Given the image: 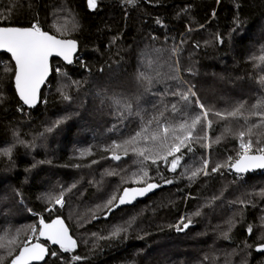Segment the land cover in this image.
<instances>
[{"label": "trees", "instance_id": "obj_1", "mask_svg": "<svg viewBox=\"0 0 264 264\" xmlns=\"http://www.w3.org/2000/svg\"><path fill=\"white\" fill-rule=\"evenodd\" d=\"M62 4L77 20L76 30L58 32L54 26L52 13ZM158 19L163 23L158 24ZM37 20L44 31L77 39L80 48L70 65L52 60L53 74L36 108L23 105L14 87V61L9 54H0V91L4 94L0 150L3 145L13 147L10 157L0 155V243H7L17 229L24 239L41 216L47 221L62 216L77 247L71 253L52 247L50 253L55 251L57 256L49 255L43 264H264V253L256 250L264 243V171L236 174L221 169L194 180L184 175L185 169L190 173L200 167L204 158L210 161L209 171L229 156L234 161L239 140L225 133V128L243 130L242 119L218 121L210 116L214 121L208 133L211 147H202L203 141L191 143L192 151L182 148L181 166L175 172L162 159L156 164L151 159L141 163L143 158L131 148L127 156L118 151L123 155L119 162L103 150L140 127L138 117L119 119L112 97H139L133 110L146 114V119L157 114V108L163 111L165 105L170 108L177 101V97L161 94L171 92L181 81L194 85L200 101L215 110H231L243 102L250 111L252 105L264 102V85L259 83L264 63L251 59L264 55V0H136L134 5L125 0H97L95 9H89L87 0H0V25L29 27ZM177 46L179 52L173 55L171 50ZM177 60L178 71L172 67ZM142 71L153 77L147 91L137 81ZM170 75L179 79H168ZM62 92L71 99L64 100ZM179 106L183 109L182 103ZM198 111L195 104L187 109L189 123ZM165 118L177 125L185 117L180 113L173 116L169 110ZM57 120L63 123L54 127ZM257 122L258 117L249 120L250 124ZM49 127L51 132L46 131ZM254 132L264 133V127ZM222 133L221 141L213 142ZM89 148L91 155H80ZM92 160L98 163L91 164ZM77 164L81 166L74 167ZM102 170H114L118 175H106L105 188L100 191L94 179L101 177ZM74 183L76 188L66 193L63 207L42 198L49 192L58 195ZM147 183L160 186L146 199L108 217L96 209L111 196L110 189L119 195L123 188ZM17 190L23 202L16 196ZM6 191L11 194L9 201H5ZM213 197L218 199L213 201ZM223 199L230 204L220 206ZM241 200L243 205L238 203ZM52 207L54 211L45 210ZM198 209L201 214L193 215ZM93 211L97 219L91 218ZM182 217L192 219L184 232L176 230ZM76 218H80L81 228L76 226ZM132 218L128 227L126 222ZM114 226L128 227V231L119 239L97 238L108 236ZM223 232H228V239ZM75 255L82 259L72 261ZM0 256L9 264L6 249H0Z\"/></svg>", "mask_w": 264, "mask_h": 264}, {"label": "snow or ice", "instance_id": "obj_2", "mask_svg": "<svg viewBox=\"0 0 264 264\" xmlns=\"http://www.w3.org/2000/svg\"><path fill=\"white\" fill-rule=\"evenodd\" d=\"M136 0H125V3L129 5H134ZM89 9H95L97 7V0H87ZM239 7V5H237ZM11 11V9H9ZM215 15V13H213ZM158 24L163 22L159 19ZM202 27V26H201ZM239 27V24H237ZM63 28H57V31H63ZM192 29H189L191 31ZM234 29L233 31H235ZM216 39L219 43H223V38L217 36ZM184 41H181V44ZM198 46V45H197ZM77 41L71 39L57 38L56 35H51L49 32L42 30L39 25V21L32 23L29 27H0V50L9 53L11 59L14 61V82L15 89L19 96V99L23 102V105H28L29 107H35L39 99V90L41 85L45 82L47 76L50 72L49 58L53 55L63 57L65 61L71 64L72 53L76 50ZM172 54L176 55L179 52V47H174ZM251 59H259L264 63V55L260 57H252ZM179 61H175L172 67L178 71ZM8 70L7 68L5 69ZM59 72V69H56ZM103 71V68L100 69ZM191 71V69H189ZM157 75L159 73L157 72ZM168 79L178 80L177 75H170ZM137 81L141 85L145 86V91L148 90V86L153 83V77L147 72H139L137 75ZM259 83L264 85V77H261ZM195 86L190 85L187 82L181 81L177 88H174L171 92L162 93L161 95H171L177 97L175 103L164 106V110L160 111L157 108V114H154L147 119L146 114H142L141 111H134V103L138 104L139 97L136 98H116L112 97L111 103L118 106L116 115L121 121L125 120L129 116L138 117L140 120L139 130L135 131L134 134L130 135L128 138H124L117 142L113 140L110 145L104 147V151L110 152V158L114 161H120L122 159L121 155L117 154L118 151L122 150L124 155L127 156L129 148L136 155L143 158V161L151 159L153 164L157 163L158 159H162L166 164H170L169 170L175 172L178 167L181 166V160L183 159L182 148H187L188 151H192L190 144L193 142H203L208 140V133L213 129L214 121L210 119L211 117L218 118V121H229V120H243L244 125L243 130L238 132H232L231 128H225V133H231L239 140V149L237 153V158L233 161V157L229 156L223 162L216 163L211 170H208L209 159L204 158L202 160V165L188 172L185 169L184 175L189 180H194L199 175L203 174L208 176L213 173L220 172L221 169L234 170L237 174L247 173L254 169H264V133H256L254 129H259L264 127V102L252 105L251 110L245 109V104L242 102L236 106H233L231 110H215L206 107L197 96L194 90ZM64 100H70L71 97L61 93ZM192 98H195L193 100ZM4 94L0 91V103H3ZM183 104V109L179 106ZM193 104L199 109V111L191 117L190 123L188 119L187 109L192 107ZM157 107V106H154ZM257 109H262L257 111ZM20 110H23L22 108ZM171 111L173 116L180 113L181 116L185 117L183 122L173 125L167 121L165 118V112ZM245 111H248V115H245ZM251 117H258L257 123H249ZM162 118L163 121H162ZM217 121V122H218ZM62 120H57L54 127H58ZM155 124V127L153 125ZM199 126V128H198ZM115 127V126H114ZM52 127L46 129L47 132H51ZM18 137V133L15 134ZM216 136L214 141L219 143L223 137ZM255 137V139H253ZM20 144H25V146H30L26 144L24 140L18 139ZM143 146H139V145ZM202 147L210 148V143H201ZM12 147L0 150V155L11 156ZM92 150L85 149L81 150L80 155L85 154L91 155ZM180 153V155H176ZM151 154H154L151 155ZM173 157L171 161L168 157ZM38 163H44V161H39ZM49 163H51L49 161ZM98 161L92 160L91 164H96ZM36 165H33L35 167ZM77 164L74 167H80ZM91 166V165H86ZM143 171V169H142ZM105 175H118L114 170H106ZM135 175V174H134ZM143 175L147 176V172L143 171ZM137 183L142 182V178ZM165 183L171 184L172 180H166ZM160 185L155 183H147L146 186L131 188H123L122 194H113L110 196L103 205H97V210L105 211L106 214L111 213L116 207L121 205L131 204L137 197H142L153 189L159 187ZM76 188V184H72L66 189H62L58 195H53L51 192L43 194V199L46 203H51L53 205H59L63 207L65 205V195L67 192H71L72 189ZM264 195V191L261 192ZM16 196L23 202L22 194L17 190ZM218 199V197H213V201ZM237 203V202H233ZM243 205L245 201L241 200L238 202ZM46 211H54L55 208H46ZM31 212V209H28ZM200 210L198 209L193 213V215H200ZM92 219H97L95 211L92 213ZM135 218H132L127 223L128 227H131L132 222ZM187 220L185 223L184 221ZM231 224V221H228ZM192 224L191 217H182L180 224L176 225L177 231H183ZM182 225V226H181ZM128 227L114 226L113 230L108 236L97 237L96 233H93V237L99 239H119L122 233L128 231ZM231 229L229 228V231ZM20 229L16 230L15 236L7 240V243H0V249H6L7 257H11L9 264H33L35 261H42L46 256L51 255L53 257L57 256V252L52 251L49 253L48 247L39 242L33 243L35 238L37 241L39 237H44L53 245H59L60 249L65 253H71L77 247V241L69 235L68 227L66 226L63 219L59 216L52 220L50 223L45 222L44 218L41 216L37 224L30 226L31 235H25L24 239L20 238ZM248 232H252V228H248ZM36 233L39 235L36 236ZM225 239L229 238L228 232L222 233ZM143 238V237H140ZM257 251L264 252V244H260L256 248ZM16 253V254H14ZM6 257L0 256V264H4ZM72 261H80L82 257L79 255L72 256Z\"/></svg>", "mask_w": 264, "mask_h": 264}, {"label": "water", "instance_id": "obj_3", "mask_svg": "<svg viewBox=\"0 0 264 264\" xmlns=\"http://www.w3.org/2000/svg\"><path fill=\"white\" fill-rule=\"evenodd\" d=\"M0 27H21V26L0 25ZM47 32H49V31H47ZM49 34H51V35H55V34H53V33H51V32H49ZM56 36H57V35H56ZM57 38L71 39V40H75V41H77V47H76V50H75V51L72 53V55H71V58H72V61H73L72 63H74L75 60H76V57H77V55H78V53H79V48H80V44H79L78 40H77V39H74V38H63V37H60V36H57ZM1 53H6V52L3 51V50H0V54H1ZM7 54H9V53H7ZM9 55H10V54H9ZM54 58H58V59L62 60L64 63L69 64L67 61H65V60L63 59V57L56 56V55L51 56V57L49 58L50 72H49V75L47 76L45 82H44V83L41 85V87H40V90H39V99H38V101H37L35 107H29L28 105H25V106H27V107H29V108H36V107L39 105V103H40V101H41V97H42V92H43L45 86L48 84V82H49V80H50V78H51V76H52V74H53L52 60H53ZM72 63H71V64H72ZM13 81H14V78H13ZM14 87H15V82H14ZM15 90H16V89H15ZM16 93H17V92H16ZM17 95H18V94H17ZM18 97H19V96H18ZM121 157H122V159H123V155H121ZM122 159H121V160H122ZM121 160H120V161H121ZM117 162H119V161H117ZM259 170H263V169H254V170H250V171H248L247 173L256 172V171H259ZM233 171H234V170H233ZM234 172H235V171H234ZM247 173H242V174H247ZM144 186H146V185H144ZM137 187H142V186H131V188H137ZM155 191H156V188L153 189L152 191L148 192L146 195H144V196H142V197H137V198H136L131 204H126V205H121V206H119V207H116L111 213H113L114 211H117V210H119V209H121V208H123V207H125V206H131V205L135 204L137 201L144 200V199H146L147 197H149L151 194H153ZM121 194H122V193H121ZM111 213L107 214L106 216L108 217ZM57 217H58V216L54 217L52 220L56 219ZM59 217H60L61 219L64 220L66 226L68 227L69 235H71L72 238L76 240V238L73 236L72 231H71L69 225L67 224L65 218L62 217V216H59ZM44 220H45V219H44ZM52 220H49V221L45 220V222L50 223ZM190 226H191V225H189V227H190ZM189 227H188V228H189ZM188 228H187V229H188ZM187 229H185V230H183V231H181V232H184V231H186ZM38 235H39V234H38ZM76 241H77V240H76ZM36 242H39V243H41V244H44L46 247H48V249H49V253H50V250H51L52 247H59V245H53V244H51V242L48 241V240H47L46 238H44V237H39V241H35V242H33V243H36ZM263 244H264V243H263ZM258 252H260V251H258ZM260 253H264V252H260ZM48 257H49V255L46 256L44 260H42V261H35V262H33V264H43V263L46 262V260H47Z\"/></svg>", "mask_w": 264, "mask_h": 264}, {"label": "rangeland", "instance_id": "obj_4", "mask_svg": "<svg viewBox=\"0 0 264 264\" xmlns=\"http://www.w3.org/2000/svg\"><path fill=\"white\" fill-rule=\"evenodd\" d=\"M52 14H53L52 16H53V20H54L53 24H54V26H56V28H63L66 31H71V30H76V28L78 27L77 20L75 19L74 15H72L68 11V9L66 7H64V4H62L58 8L56 7V9L53 11ZM69 114L74 117V113H69ZM53 125H54V123H53ZM15 138H17L16 135H15ZM43 143H44V141H43ZM206 143H209V139L206 141ZM9 147H12V145H6V146L3 145L1 147V150L9 148ZM106 180L107 179H106L105 171H103V170L101 171V177L99 175L97 177H95L94 182H95L96 186L99 187L100 191L104 190ZM110 190H109V192H110V195L112 196L114 193H113V191H110ZM9 195H11L10 192L6 191V193L4 195V196H6L5 201H9L10 200ZM7 198H9V199L7 200ZM227 204H230V203L226 199H223L222 203H220V206H224V205H227ZM94 207H95V205H93V208ZM74 220L76 221V224H77L76 226L81 228L82 225H79V224H81L80 218H76ZM180 221L176 225L180 224ZM29 235H31V233H29ZM33 240L35 241V238ZM244 262L245 261L240 262V263H244Z\"/></svg>", "mask_w": 264, "mask_h": 264}, {"label": "bare ground", "instance_id": "obj_5", "mask_svg": "<svg viewBox=\"0 0 264 264\" xmlns=\"http://www.w3.org/2000/svg\"><path fill=\"white\" fill-rule=\"evenodd\" d=\"M2 54V53H1ZM62 61V60H61ZM63 62V61H62ZM64 63V62H63ZM64 64H66V63H64ZM66 65H70V64H66ZM22 102V101H21ZM41 102V101H40ZM23 103V102H22ZM40 104V103H39ZM25 106V105H24ZM27 107V106H26ZM29 108V107H28ZM120 155V154H119ZM234 173H236V172H234ZM251 173H253V172H251ZM237 174V173H236ZM248 174V173H247ZM35 241H37L36 239H35ZM35 241H33V242H35ZM39 241V240H38ZM263 244V243H262Z\"/></svg>", "mask_w": 264, "mask_h": 264}, {"label": "built area", "instance_id": "obj_6", "mask_svg": "<svg viewBox=\"0 0 264 264\" xmlns=\"http://www.w3.org/2000/svg\"><path fill=\"white\" fill-rule=\"evenodd\" d=\"M263 171H264V169H263Z\"/></svg>", "mask_w": 264, "mask_h": 264}]
</instances>
